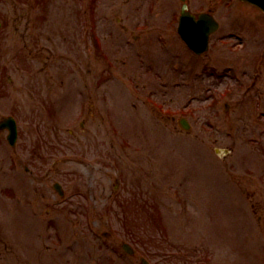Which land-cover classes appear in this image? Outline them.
Listing matches in <instances>:
<instances>
[{
  "label": "rangeland",
  "instance_id": "obj_1",
  "mask_svg": "<svg viewBox=\"0 0 264 264\" xmlns=\"http://www.w3.org/2000/svg\"><path fill=\"white\" fill-rule=\"evenodd\" d=\"M188 2L0 0V264H264V13Z\"/></svg>",
  "mask_w": 264,
  "mask_h": 264
},
{
  "label": "water",
  "instance_id": "obj_2",
  "mask_svg": "<svg viewBox=\"0 0 264 264\" xmlns=\"http://www.w3.org/2000/svg\"><path fill=\"white\" fill-rule=\"evenodd\" d=\"M246 1L254 3L264 9V0ZM187 8L188 6L185 4L182 9L179 31L183 38L188 42L189 46L198 54H202L208 50L210 34L215 31L219 25L210 14L202 13L196 16L188 12ZM183 126L188 128L186 123H184ZM11 140L14 142L13 134Z\"/></svg>",
  "mask_w": 264,
  "mask_h": 264
},
{
  "label": "flooded vegetation",
  "instance_id": "obj_3",
  "mask_svg": "<svg viewBox=\"0 0 264 264\" xmlns=\"http://www.w3.org/2000/svg\"><path fill=\"white\" fill-rule=\"evenodd\" d=\"M52 54H53V53L50 52V54H49L48 57L51 58V57H52ZM38 55H43V50H40ZM0 80H1V82H2L1 77H0ZM2 119H3V118H2ZM4 132H5V131H4Z\"/></svg>",
  "mask_w": 264,
  "mask_h": 264
}]
</instances>
